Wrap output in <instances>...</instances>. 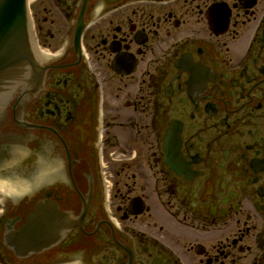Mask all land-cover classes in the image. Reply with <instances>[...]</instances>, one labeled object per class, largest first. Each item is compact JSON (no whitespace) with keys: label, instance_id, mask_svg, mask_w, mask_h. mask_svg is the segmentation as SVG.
Returning <instances> with one entry per match:
<instances>
[{"label":"flooded vegetation","instance_id":"1","mask_svg":"<svg viewBox=\"0 0 264 264\" xmlns=\"http://www.w3.org/2000/svg\"><path fill=\"white\" fill-rule=\"evenodd\" d=\"M28 14L0 93V264H264V0ZM40 203L49 241L14 248Z\"/></svg>","mask_w":264,"mask_h":264},{"label":"water","instance_id":"2","mask_svg":"<svg viewBox=\"0 0 264 264\" xmlns=\"http://www.w3.org/2000/svg\"><path fill=\"white\" fill-rule=\"evenodd\" d=\"M26 1L0 0V92L15 81L18 65L27 61L26 56ZM24 62L21 64L23 65ZM20 71V69H19ZM51 210L45 204H37L32 215L26 218L22 228L8 239L11 246L40 247L49 241L44 236L47 223H51Z\"/></svg>","mask_w":264,"mask_h":264}]
</instances>
